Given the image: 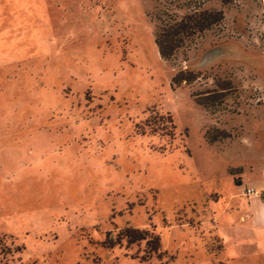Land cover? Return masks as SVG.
Wrapping results in <instances>:
<instances>
[{
  "label": "rangeland",
  "instance_id": "rangeland-1",
  "mask_svg": "<svg viewBox=\"0 0 264 264\" xmlns=\"http://www.w3.org/2000/svg\"><path fill=\"white\" fill-rule=\"evenodd\" d=\"M196 8L164 61L156 15ZM260 173L264 0H0V264H264L231 228Z\"/></svg>",
  "mask_w": 264,
  "mask_h": 264
},
{
  "label": "trees",
  "instance_id": "trees-1",
  "mask_svg": "<svg viewBox=\"0 0 264 264\" xmlns=\"http://www.w3.org/2000/svg\"><path fill=\"white\" fill-rule=\"evenodd\" d=\"M162 15L161 12H158L156 15L160 24L156 27L155 39L159 54L166 62L171 61L176 56L177 52L185 47L186 40L211 30V28L219 25L224 20V14L222 12H200L198 8H196L194 12L186 14L181 20H162ZM195 80L196 76L193 75L192 72L181 71L177 74L174 82L176 84L190 85ZM225 87L226 88L222 89L223 91L231 89L229 84H226ZM209 97L208 94H206L205 99L201 98V96L193 95L198 105L204 107L206 111L212 112V107L218 105L219 100L216 97L215 99ZM214 131L217 134V138L213 139V141H216L219 137L225 139L230 138V135L226 134L225 131H220L218 129H214ZM3 247L4 244L0 241V248Z\"/></svg>",
  "mask_w": 264,
  "mask_h": 264
},
{
  "label": "crops",
  "instance_id": "crops-1",
  "mask_svg": "<svg viewBox=\"0 0 264 264\" xmlns=\"http://www.w3.org/2000/svg\"><path fill=\"white\" fill-rule=\"evenodd\" d=\"M261 174H263V176ZM260 175L261 176L254 180L256 183L253 184L252 178L247 174H244L242 182L246 185V189L256 186L264 192V173H260ZM258 184H260L263 188H260ZM242 195L243 193H241L240 198L246 200L247 204L246 206L244 204H239L238 208L241 212L237 221L238 225L236 227V224H234L231 228L235 231L236 228L241 229V234H245L247 237H260L264 240V202L258 198Z\"/></svg>",
  "mask_w": 264,
  "mask_h": 264
},
{
  "label": "built area",
  "instance_id": "built-area-1",
  "mask_svg": "<svg viewBox=\"0 0 264 264\" xmlns=\"http://www.w3.org/2000/svg\"><path fill=\"white\" fill-rule=\"evenodd\" d=\"M244 194L249 197L258 198L264 201V192H260L257 188L245 189Z\"/></svg>",
  "mask_w": 264,
  "mask_h": 264
}]
</instances>
